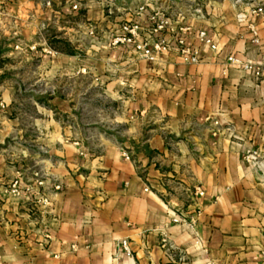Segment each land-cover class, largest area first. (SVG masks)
<instances>
[{"label": "crops", "instance_id": "0c3cea01", "mask_svg": "<svg viewBox=\"0 0 264 264\" xmlns=\"http://www.w3.org/2000/svg\"><path fill=\"white\" fill-rule=\"evenodd\" d=\"M197 2L109 4L113 19L107 8L85 20L106 30L99 47L81 50L60 33L52 38L69 52L50 56L42 48L49 41L35 35L53 11L0 0V264H261L264 168L244 155L264 156V15L238 20L242 8L231 0H205L200 17ZM152 12L170 17L172 30L190 27L186 41L199 63L175 53L149 63L110 45L121 23L148 25ZM200 30L217 51L197 42ZM23 59H40L37 71L52 77H93L89 87L111 100L112 117L86 123L74 98L52 92L47 106L33 101L38 115L23 147H13ZM16 179L20 198L8 191ZM174 214L194 218V232L171 224Z\"/></svg>", "mask_w": 264, "mask_h": 264}, {"label": "rangeland", "instance_id": "374dc122", "mask_svg": "<svg viewBox=\"0 0 264 264\" xmlns=\"http://www.w3.org/2000/svg\"><path fill=\"white\" fill-rule=\"evenodd\" d=\"M39 3L44 8L53 11L45 16L46 21L41 30L35 36L37 40H47L50 46L43 48V52L50 56H56L58 52H69V46L64 41L53 39L52 36L66 33L64 36L72 38L76 43L77 48L83 49L85 46H90L95 42L94 47H99L101 35L106 31L103 28H94V24L88 25L89 20H99V14L104 11L106 15L107 8L113 13L111 19L116 15L114 8H109V4H123L130 3L137 0H33ZM141 1V0H138ZM75 5L73 9L72 6ZM107 5V7H106ZM113 7V6H112ZM180 7V6H179ZM176 12V11H173ZM61 28H69L67 30ZM61 36V35H60ZM24 39V38H23ZM61 39V38H60ZM93 42H91V40ZM27 42H23V49H25ZM28 45V44H27ZM31 44H29L30 46ZM34 45V44H32ZM111 45V44H110ZM112 46V45H111ZM18 47V46H17ZM33 47V46H31ZM55 53V54H54ZM40 65V59L27 61L23 59V68L19 69L17 77L23 81V94L20 100V105H17V113L21 115V119L15 126L16 132L13 138L9 141L13 147H23V130H31V119L38 115L33 101L41 102L47 106L53 95H58L62 98H74L77 104L78 111L85 116L86 123L100 122V117H112L113 107L111 100L106 97L100 87H89L94 78L86 75H70L50 76L46 73L37 71ZM46 66V65H45ZM104 114V115H103ZM22 135V137H21ZM15 155H18L15 153ZM9 188V193L11 194ZM12 195V194H11ZM13 196V195H12ZM14 197V196H13ZM18 198V197H15Z\"/></svg>", "mask_w": 264, "mask_h": 264}, {"label": "built area", "instance_id": "2783aa9c", "mask_svg": "<svg viewBox=\"0 0 264 264\" xmlns=\"http://www.w3.org/2000/svg\"><path fill=\"white\" fill-rule=\"evenodd\" d=\"M235 7L242 8L237 14L238 20H244L245 17H259L264 15V7L260 0H231ZM205 0H198L197 7L194 8V13L197 16L202 17V4ZM75 8V6H74ZM244 10V11H243ZM139 14L144 12V8L138 9ZM148 25H143L139 22H124L121 23L116 29V33L111 39L112 46H125L130 48L138 58L145 60L149 63L156 62L160 54L175 53L186 64H197L200 62L199 50L192 48L187 44L185 34L190 30L189 26H181L176 30L170 29V17L163 15L160 12H152L148 14ZM252 33L256 36V32L252 26H249ZM196 40L201 46L207 47L211 51H217L216 44L208 36L206 31L200 30L196 34ZM257 42V39H254ZM228 63L234 64L238 61L233 57L227 58ZM246 69H252L250 64H244ZM254 74L260 76V69H255ZM214 126H218L217 121H213ZM126 159L129 156L123 153ZM244 160L247 164L251 165L255 169L264 168V156H261L258 150L248 151L244 155ZM37 184L40 186L42 182ZM10 192L14 197L20 198L22 191L19 187L18 180H14L10 186ZM59 189L58 186L55 187ZM146 190V189H145ZM195 193L202 197L204 191L197 187ZM43 204L47 203V200L42 199ZM171 224L181 225L194 232L196 220L194 218H187L181 214H174L171 216ZM163 245L167 244L165 238L162 239ZM198 244V240L195 241ZM74 247V246H73ZM122 247L127 255L130 254L127 241H122ZM261 264H264V248L260 252ZM212 264V263H208Z\"/></svg>", "mask_w": 264, "mask_h": 264}]
</instances>
